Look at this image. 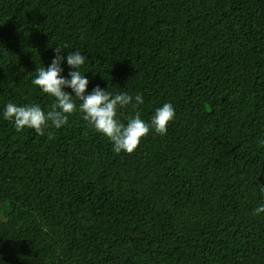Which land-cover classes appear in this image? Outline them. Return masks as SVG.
<instances>
[{"label":"trees","instance_id":"16d2710c","mask_svg":"<svg viewBox=\"0 0 264 264\" xmlns=\"http://www.w3.org/2000/svg\"><path fill=\"white\" fill-rule=\"evenodd\" d=\"M57 45L87 91L143 95L122 122L171 103L167 134L16 132L4 105L50 109L31 80ZM261 140L264 0H0V264H264Z\"/></svg>","mask_w":264,"mask_h":264},{"label":"clouds","instance_id":"9594fccd","mask_svg":"<svg viewBox=\"0 0 264 264\" xmlns=\"http://www.w3.org/2000/svg\"><path fill=\"white\" fill-rule=\"evenodd\" d=\"M53 52L49 65L37 68L31 80L33 86L53 98L50 109L45 111L38 104L4 105L2 117L14 126L16 132L31 129L38 135L47 134L51 138L48 129H61L68 124L70 115L79 112L95 132L110 141L116 154L132 153L150 132L161 136L167 134L169 123L175 119L171 103L165 102L156 108L149 121H144L137 111L122 122L118 115L120 110L129 106L137 109L144 104L143 95L125 91L112 93L99 85L87 91L89 79L81 69L88 56L79 51L67 52L65 56V46L62 45L55 46ZM65 65L70 69L66 75ZM260 144L264 145V140ZM260 214H264V203L253 209V215Z\"/></svg>","mask_w":264,"mask_h":264}]
</instances>
